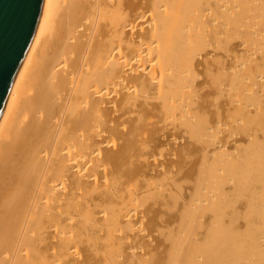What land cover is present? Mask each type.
<instances>
[{
  "label": "bare ground",
  "instance_id": "1",
  "mask_svg": "<svg viewBox=\"0 0 264 264\" xmlns=\"http://www.w3.org/2000/svg\"><path fill=\"white\" fill-rule=\"evenodd\" d=\"M0 264H264V0H43Z\"/></svg>",
  "mask_w": 264,
  "mask_h": 264
},
{
  "label": "water",
  "instance_id": "2",
  "mask_svg": "<svg viewBox=\"0 0 264 264\" xmlns=\"http://www.w3.org/2000/svg\"><path fill=\"white\" fill-rule=\"evenodd\" d=\"M43 0H0V121L34 37Z\"/></svg>",
  "mask_w": 264,
  "mask_h": 264
}]
</instances>
